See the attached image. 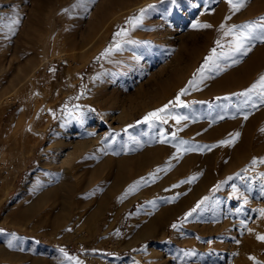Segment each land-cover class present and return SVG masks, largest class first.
Returning <instances> with one entry per match:
<instances>
[{"label": "rangeland", "instance_id": "rangeland-1", "mask_svg": "<svg viewBox=\"0 0 264 264\" xmlns=\"http://www.w3.org/2000/svg\"><path fill=\"white\" fill-rule=\"evenodd\" d=\"M138 1L83 0L81 5L80 0H0V264H74V260L65 258V253L82 264H253L250 256L264 264V242L256 239V234H264V219L254 211L264 208V163L259 162L264 159V102L258 93L239 95L264 75V41L245 40V48L251 51L244 54L233 51V36L224 34L233 26L237 32H248L243 28L246 24L255 26L251 29L253 35L264 34V28L260 27L264 0H245V7L234 14L224 0H146L148 4L144 6L127 7ZM143 8L148 9L146 15L150 21L142 45L134 52L140 54L145 72L136 75L128 89H116L111 72L117 51L110 57L102 53L121 42L122 37H116L115 33L128 30L129 19ZM229 16L231 19H227ZM196 22L212 27L194 29L192 24ZM221 24L225 28L220 37L226 40L228 48H219L211 41L217 39ZM99 42L103 44L100 52L92 54L93 57L85 54ZM213 48L224 54L205 66V58ZM80 54L86 56L79 58ZM68 55L78 56L72 63ZM196 59L197 66L185 78L187 66ZM250 59L256 67L248 69ZM161 67L165 68L162 74ZM34 69L35 74L31 75ZM236 75L241 82L244 80L237 87L234 86ZM19 78H26L21 85L23 92L30 94L33 102H40L36 119L29 115L27 106L20 123L12 120L20 111V101L11 98ZM160 78L163 79L159 81ZM193 80L195 84L190 85ZM212 83L224 85L225 89L198 95L208 91ZM185 88L187 93L180 97L183 106L170 105L167 123H138L149 112L174 101ZM114 90L121 96L119 105L100 108L98 102H106V94L109 97ZM80 112L84 113L83 122L73 117ZM245 115L248 119H244ZM174 117L187 119L177 123ZM237 132L240 135L235 143L219 144ZM15 135L23 136L21 143L15 144ZM34 136L39 143L32 151L34 141L30 137ZM162 139L167 142L160 143ZM181 140L187 143L177 152L174 145H179ZM58 141L59 150L46 149L51 145L55 148ZM79 143L83 147L72 163L61 166L60 156ZM149 147L161 149L160 158L148 171V166L144 167L145 174L137 177H133L135 172L129 168L128 178L119 183V189L125 190H118L108 206L101 205L98 200L112 187V180L115 185V166L143 154ZM184 148L195 150L184 152ZM253 159L257 160L255 165L251 163ZM40 161L43 166L39 168ZM200 164L202 169L193 182L179 184L194 176ZM166 165L167 171L157 172ZM228 165L232 171L220 175L197 202L145 237L136 239L151 225V216L161 206L184 201L207 167H217V173ZM49 169L58 181L68 177L65 185L72 184L75 187L72 193L74 196L78 193L80 200L74 205L73 213L60 222L54 220L55 211L61 210L59 201L55 207L50 200L29 215L19 212L34 195L31 189L38 181L37 174L42 176ZM154 170L153 181L150 176ZM136 180L142 183V190L155 185L161 196L175 197L161 205L154 204L153 198L144 197L133 202L134 194L140 189L126 197L124 191ZM218 183L220 189L215 191ZM55 184L50 182L44 187ZM233 186L243 193L241 199L232 195ZM204 197L209 199L201 209L181 223L185 214ZM245 198L247 204L243 202ZM237 208L242 210L237 212ZM242 220L246 227L241 225ZM173 224L178 228H172Z\"/></svg>", "mask_w": 264, "mask_h": 264}, {"label": "bare ground", "instance_id": "bare-ground-1", "mask_svg": "<svg viewBox=\"0 0 264 264\" xmlns=\"http://www.w3.org/2000/svg\"><path fill=\"white\" fill-rule=\"evenodd\" d=\"M134 1V0H133ZM152 2V1H154V0H149V2ZM156 1V0H155ZM162 2V1H161ZM147 2H146V0H140V1H138V2H134V4H132V6L129 4L127 7H129L130 9H134V8H137V7H139V6H144V4H146ZM148 4V3H147ZM152 4V3H151ZM154 5V4H153ZM223 5H225V3H223ZM41 8V7H40ZM5 9V8H4ZM144 9V8H143ZM149 17L146 15L145 16V18H144V21H143V24L140 26V27H137V28H135V29H132V27H131V25L129 24V29H128V31H129V33H130V35H129V39H131V40H133V41H136V42H138V43H135V44H125L124 46H123V50H121V51H117V54H114L113 55V60H114V62H113V68H112V72H111V77H112V82L114 83V86H116V89L117 88H120V89H123V91L124 90H126V89H128V87L131 85V83H132V81H133V79H134V77L136 76V75H138V76H141L145 71V69H144V67H143V64L141 63V58L139 57V53H136V52H134L137 48H138V46L139 45H142V44H140V42H142L143 41V39H144V37H145V30L147 29V27H148V21H150V19H148ZM223 32V30L221 29L220 31H218V36H217V39L216 40H214V39H211V41L212 42H214L215 44H216V41L217 40H219L220 42H221V44L225 47H229L228 45H226V40L225 39H223V38H221L220 37V35H221V33ZM217 35V34H216ZM229 38V37H228ZM227 38V39H228ZM123 40H124V38L122 37L121 38V43H123ZM102 41H103V39H102ZM210 41V44L212 43ZM228 41H229V39H228ZM18 44V43H17ZM16 44V45H17ZM43 44V43H42ZM209 44V45H210ZM213 45V44H212ZM20 45H18L17 46V49H18V47H19ZM103 46V44H101L100 42L99 43H97L96 45H94V46H92L89 50H88V52H86L85 54L86 55H89L90 57L92 56L93 57V55H95V54H97L98 52H100V48ZM18 51V50H17ZM16 51V52H17ZM202 51V50H201ZM64 52V51H63ZM204 52V51H203ZM202 52V53H203ZM68 53V52H67ZM201 52H199V54H200ZM241 53V52H240ZM68 54H70V53H68ZM76 54V53H75ZM85 54H80L79 55V58H80V56H86ZM93 54V55H92ZM198 54V55H199ZM239 54V53H238ZM63 55V54H62ZM67 55V54H66ZM65 56V55H64ZM78 56V55H77ZM76 55H71V56H69L68 55V57H69V61L70 62H72L73 60H76V57H77ZM81 57V58H82ZM108 57H110V56H108ZM78 58V59H79ZM87 58H88V56H87ZM84 59H85V57H84ZM105 59L106 58H103V60L105 61ZM80 60V59H79ZM107 60V59H106ZM197 60L198 59H196V61L194 62V60L187 66V70L185 71L186 72V76H185V78L188 76V75H190L193 71H194V69H195V66H197L196 64L198 63L197 62ZM106 62V61H105ZM73 63V62H72ZM146 63V62H145ZM144 63V64H145ZM151 63V62H150ZM20 65V64H19ZM147 65V64H146ZM151 65V64H150ZM171 65V64H170ZM247 65H248V69L249 68H251V67H256V65L252 62V59H250L248 62H247ZM148 66H149V64H148ZM38 67V66H37ZM36 67V68H37ZM35 68V69H36ZM39 68V67H38ZM171 68V67H170ZM217 68H219V66L217 67ZM257 68H259V67H257ZM34 69V72H32L33 74H31V75H34L35 74V70ZM146 69H147V67H146ZM165 68L163 67H161L160 69H159V73L160 74H162L165 70H164ZM33 71V70H32ZM29 74H27V76H28ZM239 75V74H238ZM238 75H236L235 76V81H234V86L235 87H237V86H240L243 82H244V80L241 82L239 79H238ZM27 76H25V77H27ZM162 76H164V74L163 75H160V77H162ZM29 77H31V76H29ZM157 78V77H156ZM185 78H184V80H185ZM20 79V78H19ZM23 79H26V78H21L19 81H17L16 83H15V87H17L16 89H15V94H14V97L12 96L11 98H12V100H14V101H20V104H21V107H20V111L18 112V113H16V114H14V116H13V122H19L20 123V121H21V119L23 118H25V115L23 116V114H24V111H27V106H28V108H29V110H30V113H29V115L31 116V117H34V119H36V117H37V115H38V113H39V110H40V102L38 101V102H33L31 99H30V94L28 95V94H25V92H23V87H21V85L23 84L22 83V81H23ZM163 78H160L159 79V81H161ZM157 80V79H156ZM183 80V81H184ZM182 81V82H183ZM180 83H181V81L179 82V84H178V86L180 85ZM13 84V83H12ZM25 85V84H24ZM132 86V85H131ZM102 87V86H101ZM105 87V86H104ZM104 89V88H103ZM225 89V86L224 85H220V84H218V85H215V84H211L210 85V87L208 88V91H206L205 93H200V94H198V95H202V96H206V95H208L209 93H212V92H222L223 90ZM106 94V93H105ZM121 96H119V93L117 92V91H112L110 94H109V97H107V94H106V98H104V101H106V102H104V103H99L98 102V106L101 108H106V107H108V109H110V108H112V107H116L117 105H119V101H120V98ZM212 99V98H211ZM122 100H123V98H122ZM122 102V101H121ZM24 103V104H23ZM122 104V103H121ZM121 106V105H120ZM119 107V106H118ZM104 111V110H103ZM20 112H22V114H20ZM20 114V115H19ZM18 116L19 115V118L17 119V118H15V116ZM20 117H22L21 119H20ZM26 119H27V114H26ZM26 121V120H25ZM24 121V122H25ZM41 120H39L38 122H40ZM24 122L22 123L23 125H24ZM61 122V121H60ZM12 123V122H11ZM18 123V124H19ZM30 123L31 122H29V126H30ZM40 123H42V121L40 122ZM17 123H15V125H16ZM16 128L15 129H17V126H15ZM34 127V129H36V125H34L33 126ZM12 128H14V125H13V127ZM16 131V130H15ZM14 131V133H17V132H15ZM17 131H19V130H17ZM25 131H27V130H25ZM24 131V132H25ZM20 132V131H19ZM18 132V133H19ZM21 133V132H20ZM23 133V132H22ZM212 133V132H211ZM210 134V133H209ZM20 135H22V134H20ZM13 136V135H12ZM11 136V137H12ZM30 136V135H29ZM163 136V135H162ZM207 136V135H206ZM23 137V136H22ZM21 136H20V138L18 137V136H16L15 135V144H19V143H21V142H19V140H23V139H21L22 138ZM8 139V138H7ZM9 139H10V137H9ZM26 139V138H25ZM30 139L32 140V141H34L33 143L34 144H31V148H32V151L35 149V146H37L38 145V143H39V140H38V137L37 136H34L33 137V139L30 137ZM12 140V139H11ZM170 140V139H169ZM27 141V140H26ZM25 141V142H26ZM31 141V142H32ZM24 142V141H23ZM30 142V141H29ZM5 144V143H4ZM21 145H23V144H21ZM55 148H53V145H51V147H49V148H46V149H51V152H54L55 150H59L60 148H61V143H60V141H58L55 145ZM19 147H20V145H19ZM82 147H83V144L82 143H79V144H77V146L75 147V149H72V150H69L68 152H64L60 157H61V166L63 165H70L71 163H72V161L74 160V158L76 157V155H77V153L82 149ZM13 148V147H12ZM161 150V149H160ZM159 150V148L158 149H155V148H146V150L144 151V153L143 154H139L138 156H133V157H130V158H128V159H126V160H124V161H120L119 162V164L117 165V166H115V169H116V178H115V181L116 182H114V184L115 185H113V180H112V187L110 188L109 187V190H107L106 191V193H104L103 194V196L101 195V199L100 200H98L99 202H100V204L101 205H103L104 206V204H105V206H106V204H107V206H108V203L110 204L111 203V201H112V199L114 198V196L117 194L116 192L118 191V190H122V189H119V188H121L120 186H121V184L122 183H124L123 181L126 179V178H128V175H126L127 174V172L128 171H130L129 170V168H133L132 170H133V172H135V176H133V177H137V176H139V174L140 173H144L145 174V168L144 167H147V170L146 171H148V169H150V167H151V165H153V163H154V161L156 160V159H158V157H159V155H160V153H161V151ZM4 151H7V150H4ZM45 153H47V152H45ZM142 153V152H141ZM258 153H260V152H258ZM48 154V153H47ZM257 155V154H256ZM259 156V155H258ZM49 157L51 158H53L55 161H57V159L55 158V156L54 155H52V154H49ZM260 157V156H259ZM259 157H257V159L259 158ZM160 158V157H159ZM238 158V157H237ZM157 161V160H156ZM113 162V161H112ZM239 162V161H238ZM166 163V162H165ZM202 163V162H201ZM235 163V162H234ZM233 163V164H234ZM169 164V163H168ZM216 164V163H215ZM232 164V165H233ZM110 165H112V163H110ZM162 165V164H161ZM201 165L202 164H200L199 166H198V168L196 169L195 168V173H194V176H197L198 174H200V171H201ZM43 165H42V161H40V164H39V168L40 167H42ZM156 166H158V167H160L161 168V166H159V164L158 165H156ZM163 166V165H162ZM229 167H227V166H225V167H227V169H224V171H220L219 170V172H217L216 173V169H217V167H216V169L215 168H213V167H207V170L204 172V174H203V178L200 180V182L196 185V188H194V190L189 194V195H186V197H184L185 199H184V201L181 203V204H179V205H172V204H169V206L167 205V206H161L159 209H158V213L153 217V216H151V225H149L148 226V228H147V230H143V231H141L139 234H140V236L139 237H137L136 239L138 240V239H141V238H143V237H145L149 232H151L152 230H154L157 226H159V225H161V224H163V223H167L172 217H174V216H176V215H178L179 213H181V212H183V211H185L186 209H188V207L189 206H191L192 204H194L195 202H197L199 199H200V197H202L206 192H207V190H209V188L214 184V183H216L215 181L216 180H218L217 178H219L220 177V175H226V173L228 174V172H230V171H232L231 170V165H228ZM236 166V165H235ZM112 168H114V167H112ZM155 168V167H154ZM165 168H167V165L164 167V169ZM224 168V167H223ZM234 168V167H233ZM156 169V168H155ZM159 169V168H158ZM163 169V168H162ZM218 169H221L220 167L218 168ZM131 170V171H132ZM212 170H216L215 171V173H216V175L214 174V171H212ZM94 172H96V169H94L93 170ZM111 171H112V169H111ZM94 172H92V175L94 174ZM132 172V173H133ZM154 173H155V170L153 171ZM226 172V173H225ZM113 173V172H112ZM153 173V174H154ZM110 174H111V172H110ZM148 174H149V172H148ZM114 175V174H113ZM150 175H151V173H150ZM160 175H161V173H160ZM56 176L57 175H55V174H53V175H50V169H49V171H48V173H46V174H44V175H42V176H40V175H38L37 174V179H38V181L35 183V185L34 186H32V189H31V191L33 192V194L34 195H31L30 197H32L31 198V200L27 203L26 202V204L24 205L25 207L24 208H22L21 210H19V212L20 211H22L23 213H25V214H27V215H29V214H31V213H33V212H35L37 209H39L44 203H46V202H49L50 200H51V204L53 205V206H57V201H59L58 203H60V208H61V210H64V212H61V210H59L58 212L57 211H55L56 213H55V215H54V220L56 221V222H60L61 220H65L66 218H68V215L69 214H72L73 213V207H74V205L75 204H77V203H79V199H78V196H77V194L74 196L73 195V191L75 190L74 188V186L72 185V184H70V183H67V186L65 185V183H64V180H66V181H68L69 180V178L68 177H65L64 178V180L62 179L61 181H58L57 179H56ZM158 176V175H157ZM115 177V176H114ZM146 177H148V176H146ZM150 177H152V176H150ZM143 179V178H142ZM145 179V178H144ZM143 179V180H144ZM111 180V179H110ZM131 180H133L132 178H131ZM139 180V179H138ZM137 181V180H136ZM142 181V180H141ZM179 181H181V180H179ZM178 181V182H179ZM50 182H56V184L54 185V186H51L50 188L49 187H44L45 185H47L48 183H50ZM138 182V181H137ZM140 182V181H139ZM145 182H147V181H145ZM119 183H121V184H119ZM131 183V182H130ZM136 183V182H135ZM127 184H129V183H127ZM142 184V183H141ZM179 184H180V182H179ZM219 184V183H218ZM220 185V184H219ZM117 186V187H116ZM159 186V185H158ZM252 186H253V184H252ZM127 187V186H126ZM125 187V188H126ZM157 186H153L152 185V187L150 186L149 188H147L146 190H142L141 189V187L139 188L138 187V189H140L139 190V193H138V191H137V193L136 194H134L135 196L133 197L132 195H130V196H132L133 197V200H131V201H133V202H135L139 197H144V198H153L154 199V204H155V202H157V204L158 203H160V205L161 204H164L165 202H167V201H169V203L171 202V201H173V199H174V195H172V194H170L169 196L167 195V196H161V194H162V192L159 190V189H157L156 188ZM160 187V186H159ZM164 186H162L161 188H163ZM79 188H81V186L79 185V187H78V189ZM123 188V187H122ZM129 188H130V186H129ZM254 188V187H253ZM260 188V187H259ZM123 190H125V189H123ZM122 190V191H123ZM254 190H257V189H254ZM30 191V190H29ZM120 192V191H119ZM124 192H126V191H124ZM124 192H122V193H124ZM253 192V191H252ZM99 193V192H98ZM97 193V194H98ZM249 193H251V192H249ZM32 194V193H31ZM101 194V193H100ZM99 194V195H100ZM125 194V193H124ZM133 194V193H132ZM256 194H257V192H256ZM4 195V194H3ZM26 195V194H25ZM247 195H248V193H247ZM76 196H77V198H76ZM123 196V195H122ZM128 196V195H127ZM22 197V196H21ZM27 197H28V195H27ZM30 197H28V198H30ZM99 197V196H98ZM258 197H260V195H258ZM25 198V196L23 197V199ZM94 198H96V197H94ZM93 198V199H94ZM19 199V198H18ZM22 199V198H21ZM92 199V200H93ZM150 199V200H151ZM25 200H26V198H25ZM120 200V199H119ZM122 200H124V199H122ZM17 201V200H16ZM130 201V200H129ZM147 201V200H146ZM19 203H21L20 201H18ZM123 202V201H122ZM150 202V201H149ZM124 203V202H123ZM131 203V202H130ZM129 202H128V204H130ZM254 203V202H253ZM18 204V203H17ZM121 204V203H120ZM120 204H118V205H120ZM112 205V204H111ZM76 206V205H75ZM100 206V205H99ZM148 206H150V204L148 203ZM156 206V205H155ZM101 207V206H100ZM121 207V206H120ZM123 207V206H122ZM49 208V207H48ZM50 208H52V207H50ZM77 208V207H76ZM157 208V207H156ZM19 209H20V206H19ZM121 208H119V212L121 211L120 210ZM49 210V209H48ZM51 210V209H50ZM58 210V209H57ZM91 210H93V208L91 209ZM116 210V209H115ZM125 210V209H124ZM142 210V209H141ZM47 211V210H46ZM155 211V210H154ZM117 212V211H116ZM142 211H139V213H141ZM157 212V211H156ZM104 213V212H103ZM15 222V221H14ZM17 224V223H16ZM249 241V240H248ZM253 245V244H252ZM257 250V247H255L254 248V251H256ZM256 255H257V251L256 252H254Z\"/></svg>", "mask_w": 264, "mask_h": 264}, {"label": "snow or ice", "instance_id": "snow-or-ice-1", "mask_svg": "<svg viewBox=\"0 0 264 264\" xmlns=\"http://www.w3.org/2000/svg\"><path fill=\"white\" fill-rule=\"evenodd\" d=\"M173 2H175V0H173ZM225 3L228 4L230 10L232 11V13H236V12H239L242 8L245 7V0H224ZM83 3V0H80V4L82 5ZM77 6V5H74V7ZM152 6L150 5L149 8H151ZM148 12V9H141L140 10V13L136 16H133L129 19L128 23L131 25L132 29H135L137 27H140L142 24H143V21H144V18L146 16ZM227 19H231V17H227ZM16 23H19V21H16ZM192 27L194 29H207V28H211L212 25L211 24H208V23H199V22H196V23H193L192 24ZM221 29H224L225 28V25L224 24H221ZM255 26L253 25H243V28L244 29H248L249 31L248 32H245V31H239L237 32L236 30V27L233 26V27H229L227 29V31H225V35H231L233 36L234 38V43H233V51L235 52H241L243 51L244 54H247L248 51H251V48H245V45H244V41L245 40H249V39H260L261 41H264V34H261L259 36H255L253 35V32L251 31V29H253ZM260 27L261 28H264V18H261V24H260ZM130 33L128 30H125V29H121L120 31L116 32L115 33V36L116 37H123L124 40H123V43L121 42H116L114 43V45L110 46L109 48L105 49L104 53H102V56L104 57H108L110 56L113 52H116V51H121L123 50V46L125 44H135V43H138L136 41H133L131 39H129ZM216 45L217 47L219 48H223V45L221 44V42L219 40L216 41ZM224 53L221 52V53H217V49L216 48H213L211 50V55H209L208 57L205 58V66H207L209 63H214L215 62V59L220 56V55H223ZM202 70V69H201ZM190 85H194L195 84V80L193 81H190L189 82ZM187 89H181L180 93L177 94L176 98L174 101H170L169 104H166L164 105L163 107L161 108H158L156 109L155 111L153 112H149L147 115L144 116L143 118V121H138V123H142V122H151V121H159L161 123H167V116H166V113L169 111V107L170 105H175V106H183V102L181 101L180 97L185 95L187 93ZM252 93H258L262 99V102H264V75L260 76L259 80L252 84L250 88H248L245 92L243 93H240L239 95H242V96H249L250 94ZM80 97H76V99H79ZM225 99H227V97H225ZM77 109H79V106L77 105L76 106ZM88 111H95L94 109H88ZM73 117L80 121V122H83V117H84V113L83 112H80L79 115H75L73 114ZM174 119H176V122L179 123L181 119H187L186 117H174ZM244 119H248L247 115L244 116ZM131 127V126H130ZM264 131V130H262ZM239 133H235L230 139H227V140H221L219 142L220 145H229V144H233L235 143V140L239 137ZM173 139H175V134H173ZM167 141L162 139L160 140V143H166ZM187 141H183L181 140L179 142V145H174V147L177 148V152H180L181 151V146L186 144ZM216 145H213V147H215ZM207 147V146H206ZM192 150H195V149H190V148H184L183 151L184 152H187V151H192ZM176 159H178L179 157H175ZM260 163H264V159L260 160L259 161ZM252 165H255L257 163V160L256 159H253L252 160ZM168 169H157V172L159 171H167ZM152 178H153V181L154 179L156 178L155 176V173L152 174ZM197 177L196 176H192L190 177L188 180H185V181H181L180 183H191L193 182ZM141 186V182H136L134 185L130 186V188L128 189L127 192H125L124 194V197H126L127 195H129L130 193L136 191V189L138 187ZM179 185H173V187H178ZM220 189V185H217L216 188L214 189L215 191H219ZM232 195L237 198V199H241L243 197V193L240 192V190L238 188H236L235 186H233L232 188ZM124 197H122L121 199H123ZM209 198L208 197H204L201 201H199L195 207H193L188 213L185 214V216L182 218V221L181 223H183L184 221H187V219L189 217H191L193 215V213L197 212L198 209H201V205H203ZM244 204H247L248 203V200L245 198L244 199ZM242 209L241 208H237L236 211L237 212H240ZM254 211H257L260 218L264 219V208H261V209H258V210H254ZM241 225L245 226V222L242 220L241 221ZM172 228L176 229L178 228V225L177 224H173L172 225ZM249 232H252V229H247ZM2 231V230H0ZM256 239L260 242H264V234H256ZM9 247H12V244L11 242H9ZM61 252H63L64 250L61 249L60 250ZM192 253H185V255H190ZM65 255V258L68 259V260H74V264H82L81 261L79 260H76L75 258L73 257H69L67 255V253L64 254ZM250 260L253 261V264H261L260 261H257L255 257H249Z\"/></svg>", "mask_w": 264, "mask_h": 264}]
</instances>
